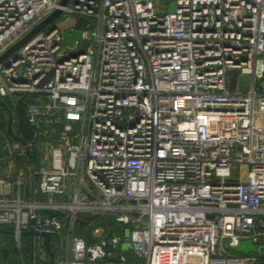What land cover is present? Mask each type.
<instances>
[{"label":"built area","instance_id":"built-area-1","mask_svg":"<svg viewBox=\"0 0 264 264\" xmlns=\"http://www.w3.org/2000/svg\"><path fill=\"white\" fill-rule=\"evenodd\" d=\"M62 1L0 0V58L74 17L0 60L16 264H264V0Z\"/></svg>","mask_w":264,"mask_h":264},{"label":"water","instance_id":"water-1","mask_svg":"<svg viewBox=\"0 0 264 264\" xmlns=\"http://www.w3.org/2000/svg\"><path fill=\"white\" fill-rule=\"evenodd\" d=\"M68 0H63L62 4H66ZM61 15V10H56L54 11L49 17H47L44 21L39 23L33 30L26 35L23 39L18 41L15 45H13L9 50H7L3 56L0 58V60H4L7 58L10 54L14 53L16 50H18L26 41H28L31 37H33L39 30L43 28H47L49 31L54 30L57 26L55 25V21L57 18ZM63 42L67 45L74 46L76 41L82 39V32L76 29H70L69 31H64L63 32ZM0 106L6 108L9 112V121H8V129L7 132L8 134L14 138L15 140H19L21 142H24L22 138L17 136L13 130H12V113L10 108L7 106V104L0 98ZM29 157L30 152L27 151ZM31 160V157H30ZM30 234H41L44 237V246L46 250L50 253V255L53 256V251L50 248V238L51 234L48 232H39L32 228L30 230ZM104 248L107 251H113L114 247L111 244H107L104 246ZM258 249V246L253 243L252 240H243L237 245L233 246V250L236 251L237 253H254Z\"/></svg>","mask_w":264,"mask_h":264},{"label":"rangeland","instance_id":"rangeland-1","mask_svg":"<svg viewBox=\"0 0 264 264\" xmlns=\"http://www.w3.org/2000/svg\"><path fill=\"white\" fill-rule=\"evenodd\" d=\"M160 5H161V7H163L161 9H166L167 11H170V12L176 10V1L175 0L162 1V2H160ZM73 22H74V17L69 16L66 18L57 19L55 21V25L60 27L63 30L65 28H67V26L72 24ZM232 81H233V87H235L236 89H239L241 91H246V90L250 89L251 85H252V78L250 75L238 74V75L233 77ZM260 82L262 83V87L264 89V79L260 80ZM246 172H247V169H244V171H243V178L244 179L246 178ZM223 243L225 245H227L228 239L223 240Z\"/></svg>","mask_w":264,"mask_h":264},{"label":"trees","instance_id":"trees-1","mask_svg":"<svg viewBox=\"0 0 264 264\" xmlns=\"http://www.w3.org/2000/svg\"><path fill=\"white\" fill-rule=\"evenodd\" d=\"M81 234L85 237V234L82 232ZM0 242V264H16L17 250L14 245L13 236L11 235V231L8 227L0 228ZM231 252L233 254H239L234 250H231Z\"/></svg>","mask_w":264,"mask_h":264}]
</instances>
